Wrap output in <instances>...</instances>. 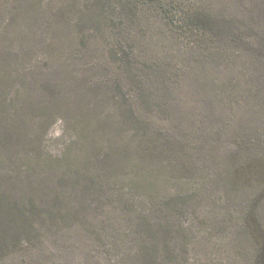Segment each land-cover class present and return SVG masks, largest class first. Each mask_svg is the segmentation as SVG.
Returning <instances> with one entry per match:
<instances>
[{"label": "trees", "instance_id": "16d2710c", "mask_svg": "<svg viewBox=\"0 0 264 264\" xmlns=\"http://www.w3.org/2000/svg\"><path fill=\"white\" fill-rule=\"evenodd\" d=\"M202 1L0 0V32L43 19L36 42L0 39V264H264L253 206L199 215L212 176L170 124L184 81L170 55L220 57L222 44L229 58L252 37ZM40 55L58 64L30 79L20 58ZM31 83L45 104L26 110ZM56 121L62 160L28 151Z\"/></svg>", "mask_w": 264, "mask_h": 264}, {"label": "rangeland", "instance_id": "374dc122", "mask_svg": "<svg viewBox=\"0 0 264 264\" xmlns=\"http://www.w3.org/2000/svg\"><path fill=\"white\" fill-rule=\"evenodd\" d=\"M202 5L220 21H247L252 37L229 58L224 56L231 54L222 44L224 54L220 57L202 60L189 53L176 59L170 55L171 64L184 72V81L175 92L170 124L187 145L202 176H212L209 188L216 202L204 199L199 215L215 218V212L236 209L242 213L253 206L264 230V0H203ZM18 23L0 32L2 42L12 43L17 49L36 42L43 19L21 17ZM38 28L40 33H35ZM20 60L28 65L30 79L48 78L54 71L51 66L58 64L57 59L41 55L30 64L24 58ZM31 84L28 95L32 99L26 110L45 104L38 98L42 93L37 86L41 83ZM30 124L37 130V121ZM183 128L191 131L183 133ZM34 138L28 151L40 145L43 158L62 160L68 141L62 121H56L39 139ZM229 181L237 190L228 187ZM103 212L111 216L107 209ZM107 230L103 225L104 233Z\"/></svg>", "mask_w": 264, "mask_h": 264}]
</instances>
